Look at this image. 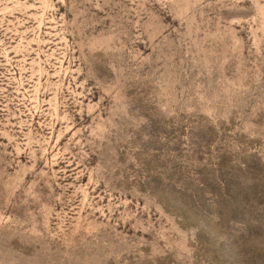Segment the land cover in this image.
Listing matches in <instances>:
<instances>
[{"label":"rangeland","instance_id":"1","mask_svg":"<svg viewBox=\"0 0 264 264\" xmlns=\"http://www.w3.org/2000/svg\"><path fill=\"white\" fill-rule=\"evenodd\" d=\"M0 264H264V0H0Z\"/></svg>","mask_w":264,"mask_h":264}]
</instances>
